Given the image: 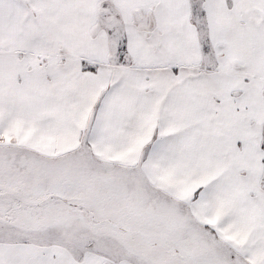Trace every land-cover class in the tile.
<instances>
[{"label": "snow or ice", "instance_id": "obj_1", "mask_svg": "<svg viewBox=\"0 0 264 264\" xmlns=\"http://www.w3.org/2000/svg\"><path fill=\"white\" fill-rule=\"evenodd\" d=\"M0 264H264V0H0Z\"/></svg>", "mask_w": 264, "mask_h": 264}]
</instances>
